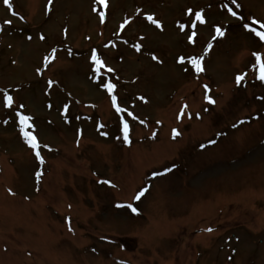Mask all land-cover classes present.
<instances>
[{"label": "rangeland", "instance_id": "1", "mask_svg": "<svg viewBox=\"0 0 264 264\" xmlns=\"http://www.w3.org/2000/svg\"><path fill=\"white\" fill-rule=\"evenodd\" d=\"M237 3L0 0V264H264V0Z\"/></svg>", "mask_w": 264, "mask_h": 264}, {"label": "snow or ice", "instance_id": "2", "mask_svg": "<svg viewBox=\"0 0 264 264\" xmlns=\"http://www.w3.org/2000/svg\"><path fill=\"white\" fill-rule=\"evenodd\" d=\"M4 3H5V4H8V3H9V0H4ZM48 3L51 4V3H52V0H48ZM231 3H232L233 5H236L237 7H239V5H238V3H237V0H231ZM224 7H226V8H227V11H228L229 13H231L233 16H236V15H237V13H236L235 11H233V9H232L231 7H228L227 5H224ZM188 11L191 12L192 10L189 9ZM147 19H148V20H151L153 23H155L157 27H160V26H161V25H160V22H159L158 20H153L152 16H150V15L147 16ZM196 21H199L200 23H204V22H205V21H204V18H203V16H202V14H201L200 11H196V12H195V20L193 21V27H195ZM127 22H128V21H125L124 24H126ZM253 22L256 23V24H259L261 30L258 31L256 28L251 27V26L249 25V23H247V22H244L242 26H243L244 29H248V30H250L251 32H253L257 37H259V39H260L261 41H264V23H261V22L258 21V20H254ZM4 23H5V24H8V23H10V21H5ZM124 24H121L120 27L123 28V27H124ZM182 27H183V26H182ZM214 28H215L216 36H223V35H224V33H223V31H222V29H221L220 26H214ZM195 35H196V33H195L194 31H193L191 34L188 35L187 39H188V41H189L190 43H194V37H195ZM43 38H44V37L41 36V39H43ZM213 39H215V37H213ZM211 43H212V42L209 41L208 44H207V46L205 47V49H204L205 54L207 53L208 49L211 47ZM135 47H136V50H137V51L140 50V45H135ZM54 51H55V50H53V52H54ZM253 55H254L255 58H256V64H257V65H260V68H259V72H258V76H257V78H258L259 80H261V81H264V65H262L261 62H260V53H258V52H254ZM152 58H153L154 60L157 59V57H155L154 55H153ZM45 59L47 60L48 57H45ZM90 59H91V61L93 62V65L95 66V67H94V71H95V72H98V71H99V67L103 66V63H102V61L98 58V55H97L95 49L92 50V55H91ZM179 59H180L181 61H183L185 58H184V57H180ZM187 59H188V62H189L194 68H195V70H196L197 72H201V71H203L201 61L204 59V56H195V55H193V56H191V57H188ZM37 71L39 72L40 70L37 69ZM108 71H109V72H112L113 69L108 68ZM242 79H243V74H238V75L236 76V83H237V84H240L241 81H242ZM52 83H53L52 81H49V87H51ZM101 86L104 87V88L108 91L109 96H110V98H111L112 107L115 109V111H116L117 114H120V113H122V112L128 111L127 109L122 108V107L117 103V99H118V98H117V96L114 94V89L116 88V85H115V84H113V83H111V82H103V83L101 84ZM204 88H205L204 99H205L206 101H208L209 103H215V101H214V100L208 95V90H209L208 85H204ZM3 103H4V106H5L6 108H7V107H11L12 104H13L12 96L9 95V94H7V92H5L4 95H3ZM64 107H65V109H66L68 106L65 105ZM186 107H187V105H182V106H181L180 112L177 114V119H180V118L182 117V115H183V113H184V109H185ZM16 115L19 117V123H20V125H21V129H20V131H21L22 135L24 136V138H25L27 144H28V145H29V146L35 151V155H36L37 160H40L41 162H43V161H42V157L40 156V153H39V151L37 150V149L39 148V144H38L37 138H36L32 133H30V132L24 130V127H25V126H29V127L31 126V125H28V123H27V122L31 119V117H29V116H27V115H21V114H19V113H17ZM128 115L131 116V115H133V114H132L130 111H128ZM4 122L7 123V121H4ZM240 122L242 123L243 121H240ZM120 123L123 125L122 130H123V132H124V134H125V137H124V138H125V142H127L128 124H127V122L124 120V118H123L122 116H121ZM233 126H235V125H233ZM172 131H173L174 137H175V135H178V134H179V133L176 131V129H173ZM104 134L106 135V133H104ZM213 142H214V141H211V140L209 141V143H213ZM200 146H201V147H204L203 144L200 145ZM44 147H48V146H47V145H44ZM173 166H174V165H173ZM169 170H170V169H168V168L164 169V171H169ZM157 174H158V173H155V172L152 173L153 176H155V175H157ZM37 175L39 176V173H37ZM104 183H109V184H110L111 182H110V181H104ZM146 190H147V189L144 188V187H141L140 189H138V190L134 193V195H133V197H132V200H133V201H135V200H139V199L141 198V196L144 194V192H145ZM121 206H126V207H128L133 213H135V212L138 211V210L134 207V205H133L132 203H127L126 205H121ZM67 219H69V218L66 217V220H67ZM70 230H71V229H70ZM208 231H211V229H208ZM104 239H106V238H104Z\"/></svg>", "mask_w": 264, "mask_h": 264}]
</instances>
